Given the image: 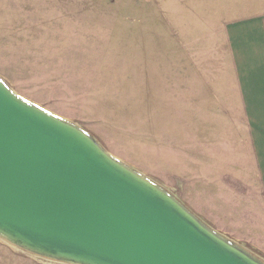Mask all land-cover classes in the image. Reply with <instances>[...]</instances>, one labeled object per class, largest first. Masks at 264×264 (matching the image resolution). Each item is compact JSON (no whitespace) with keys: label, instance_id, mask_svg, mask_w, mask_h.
Here are the masks:
<instances>
[{"label":"rangeland","instance_id":"1","mask_svg":"<svg viewBox=\"0 0 264 264\" xmlns=\"http://www.w3.org/2000/svg\"><path fill=\"white\" fill-rule=\"evenodd\" d=\"M259 12L264 0H0V84L264 264L254 150L207 101L209 77L223 84L214 37ZM0 264L83 263L0 232Z\"/></svg>","mask_w":264,"mask_h":264},{"label":"water","instance_id":"2","mask_svg":"<svg viewBox=\"0 0 264 264\" xmlns=\"http://www.w3.org/2000/svg\"><path fill=\"white\" fill-rule=\"evenodd\" d=\"M176 204L0 84L1 233L83 264H253Z\"/></svg>","mask_w":264,"mask_h":264},{"label":"crops","instance_id":"3","mask_svg":"<svg viewBox=\"0 0 264 264\" xmlns=\"http://www.w3.org/2000/svg\"><path fill=\"white\" fill-rule=\"evenodd\" d=\"M216 37L217 52L222 55L217 68L223 71L218 79L222 78L223 84H213L209 77L207 101L223 102L225 126L231 129L233 124L240 135H247L256 171L264 183V12L224 20ZM210 39L212 42V36ZM209 107L221 110L216 104Z\"/></svg>","mask_w":264,"mask_h":264},{"label":"bare ground","instance_id":"4","mask_svg":"<svg viewBox=\"0 0 264 264\" xmlns=\"http://www.w3.org/2000/svg\"><path fill=\"white\" fill-rule=\"evenodd\" d=\"M108 157H109V156H108ZM109 159H111L114 163L120 165V164L117 162V160L113 159L112 157H109ZM6 246H7V245H6Z\"/></svg>","mask_w":264,"mask_h":264}]
</instances>
